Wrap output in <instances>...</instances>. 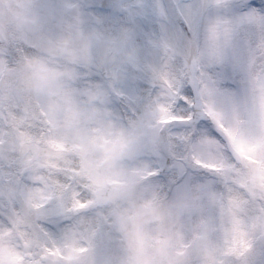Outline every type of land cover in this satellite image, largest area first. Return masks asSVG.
<instances>
[{
  "label": "clouds",
  "instance_id": "clouds-1",
  "mask_svg": "<svg viewBox=\"0 0 264 264\" xmlns=\"http://www.w3.org/2000/svg\"><path fill=\"white\" fill-rule=\"evenodd\" d=\"M262 83L264 0H0V264H264Z\"/></svg>",
  "mask_w": 264,
  "mask_h": 264
},
{
  "label": "snow or ice",
  "instance_id": "snow-or-ice-1",
  "mask_svg": "<svg viewBox=\"0 0 264 264\" xmlns=\"http://www.w3.org/2000/svg\"><path fill=\"white\" fill-rule=\"evenodd\" d=\"M221 25L217 23L213 26V35L218 38L220 35ZM225 38H228L230 33V28L227 26L223 29ZM216 54L223 57L222 47L217 45ZM262 92L259 99V113H260V125L264 128V83L261 84ZM209 115L217 119L221 123V127H224L221 120V114L216 111V109L210 104L207 109ZM225 131L232 136L238 150L242 155L246 156L249 160L256 159L250 153L256 152L258 149L264 147V136L258 137L255 142L244 139L240 136H236L232 133L230 129L225 128ZM201 163H203L201 161ZM215 167V165H213ZM77 206L82 207V204ZM241 205L233 200V206L230 208V221L227 223H222L220 227L224 231V245L220 246V251L222 256H240L243 257L248 252L249 249L253 247L254 236L252 235L257 230H264V214L257 215L251 220L246 219L238 214L237 209ZM84 247H77L75 243L69 245V251L65 254L59 248L53 250L49 249V252H55L56 255L64 256L67 260H73L77 257L79 253L86 251ZM215 259V257H214ZM218 264H225L224 259H219Z\"/></svg>",
  "mask_w": 264,
  "mask_h": 264
}]
</instances>
